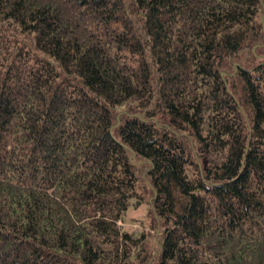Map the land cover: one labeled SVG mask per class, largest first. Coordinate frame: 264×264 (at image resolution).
<instances>
[{
    "label": "trees",
    "instance_id": "trees-1",
    "mask_svg": "<svg viewBox=\"0 0 264 264\" xmlns=\"http://www.w3.org/2000/svg\"><path fill=\"white\" fill-rule=\"evenodd\" d=\"M0 264H264V0H0Z\"/></svg>",
    "mask_w": 264,
    "mask_h": 264
},
{
    "label": "rangeland",
    "instance_id": "rangeland-1",
    "mask_svg": "<svg viewBox=\"0 0 264 264\" xmlns=\"http://www.w3.org/2000/svg\"><path fill=\"white\" fill-rule=\"evenodd\" d=\"M148 211V206L146 204L132 206L121 222L122 227L125 229L148 228Z\"/></svg>",
    "mask_w": 264,
    "mask_h": 264
}]
</instances>
